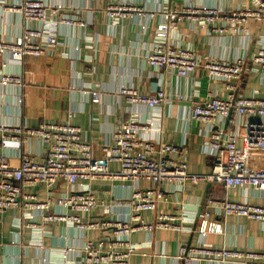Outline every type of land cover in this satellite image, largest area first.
<instances>
[{"label":"crops","instance_id":"0c3cea01","mask_svg":"<svg viewBox=\"0 0 264 264\" xmlns=\"http://www.w3.org/2000/svg\"><path fill=\"white\" fill-rule=\"evenodd\" d=\"M21 1L0 0V40L16 39L25 28L38 27L37 22L27 21L22 15L6 10V6ZM43 1L48 7H61L63 14L84 21L85 25H60L57 44L44 55L25 57L22 64L9 62L8 56L0 59V80L2 74L10 73L20 76L23 81L22 86L0 83V124L31 129L46 123L80 126L92 144L94 158L101 159L103 146L112 143L118 124L132 116H137L142 122L156 116L146 105L129 103L120 93V88L133 87L152 95L164 87L168 99L161 106L163 119L154 123L145 137L157 145L161 142L177 145L179 153L172 155L175 160H184L190 173L208 174L213 166L208 150L212 132L217 128L225 132L237 131L240 134L238 145L250 163L264 167V151L251 147L247 141L250 123L260 119L239 116L234 110L229 121L223 117L213 124L198 122L193 117L197 104L213 95L228 96L224 81L211 79L202 68L182 77L172 71L154 69L146 61L155 44L157 28L168 20L169 12L210 5L227 16L234 10L250 6L249 0H119L138 5L144 13H154L155 17H126L117 25H112L106 15V7L113 0ZM247 27L249 34L209 33L208 27H203L202 23L183 19L177 28L171 27L169 41L175 46L193 50L202 58L219 61L245 58L248 70L239 81L235 94L264 98V73L251 62V55L264 45V19H252ZM94 91L100 94L99 102L93 101ZM253 138L256 139V135ZM21 139L20 144L3 147L0 134V154L8 155L12 165L18 166L26 154L37 160L45 157L48 147L42 139L23 135ZM109 168L117 170L119 164L110 162ZM131 184L94 181L95 197L111 205V214L105 215L103 208L97 207L86 221L94 224L111 217L128 220L130 210L117 206L116 201L117 197L130 192L129 188L120 189L119 186ZM148 185L145 181L138 182L142 188ZM57 187L25 185L21 206L0 214V264H83L82 249L86 241L103 239L108 235V231L99 227L83 232L68 228L65 223L45 222L43 215L55 212L57 208L52 207L50 212L36 211L30 207L27 194H35L37 201H46L50 196L58 198L65 192L78 191L82 186L79 183ZM160 188L165 191V199L157 211L144 212V219L152 222L158 214L182 213L185 217L195 218L197 230L158 229L153 233H134L130 239L141 244V249L132 256L130 264H186L178 258L179 247L185 244L264 251V223L243 216H225L211 209L210 220L221 225L223 233L211 232L202 237L198 231L203 218L199 210L203 209L208 198L228 197L233 201L262 205L264 193L190 181L180 186L164 182ZM40 239L43 244L36 245ZM65 249L71 250L64 253Z\"/></svg>","mask_w":264,"mask_h":264},{"label":"built area","instance_id":"2783aa9c","mask_svg":"<svg viewBox=\"0 0 264 264\" xmlns=\"http://www.w3.org/2000/svg\"><path fill=\"white\" fill-rule=\"evenodd\" d=\"M250 6L234 10L223 15L220 10L210 5L187 7L183 12H169L168 20L162 22L156 31V41L152 52L147 56V63L158 70L172 71L186 77L202 68L211 79L221 80L227 84V97L213 95L205 102L194 107L193 117L198 122L215 123L219 118L229 117L234 110L239 116L255 117L258 121L248 127V144L264 151V98L257 96L243 97L235 93L238 83L248 70L245 58L232 61H219L199 57L193 50L178 47L170 43L171 27L177 28L183 19L192 22L203 20V27L209 33L249 34L247 24L252 19H264V0H249ZM11 13L22 15L27 21L38 23L37 28L27 27L19 37L12 40H0V59L8 56V61L22 64L27 56L44 55L50 47L57 44L60 25H81L84 21L65 15L59 6L48 7L43 0H22L6 6ZM106 15L112 25H117L126 17L146 15L155 17L154 13H144L138 5L113 0L106 7ZM218 24V27L215 26ZM251 62L264 73V45L251 55ZM3 64L6 61L3 60ZM3 73V72H1ZM1 84L23 85L20 76L4 73ZM131 104L146 105L154 115L148 121L139 122L128 119L118 124L114 131L112 143L103 146V157L95 159L92 144L85 138L80 126L70 123H46L39 128H23L9 124H0L3 147L20 144L23 136L42 139L47 144V153L42 160L29 154L22 157L18 166L12 165L9 156L0 154V214L21 206L23 187L45 186L53 188L55 183L73 186L81 183V195L65 192L58 198L49 197L46 201H37L29 195L30 207L36 211L57 210L43 215L45 222L65 223L68 228L85 231L101 228L108 235L99 241L87 240L83 246V264H130L134 254L141 249V244L131 241L134 233H153L158 229L183 232L197 230L195 218L183 216L182 213L158 214L156 219L148 222L144 219L146 211H157L159 204L166 197L161 189L162 183L175 186L190 181L193 184L207 182L221 184L226 189L241 187L264 193V167L252 165L248 156L239 147L240 134L237 131L225 132L215 129L208 143L209 153L213 158L212 170L208 174H196L188 171L184 160H175L172 155L179 153V147L169 143H159L145 137L154 123L163 119L161 106L168 96L164 89L147 95L133 87H124L120 91ZM93 101H100V94L93 92ZM263 126V127H261ZM262 129V131L254 130ZM254 130V131H253ZM263 132V133H262ZM256 135V139L253 138ZM119 164L117 170L109 168V162ZM98 180H129L131 185H121V189H130L127 195L117 197L116 205L130 210L129 219H105L99 223H88L87 217L97 207H102L104 214H111V205L97 200L92 183ZM145 181L150 187H139L138 182ZM116 187V185H115ZM202 209V222L199 234L206 237L208 233H223L221 225L210 220L211 209L225 216H243L264 223V204H250L230 200L228 197L206 200ZM60 210V211H59ZM185 209H183L184 213ZM83 212L84 215H80ZM33 225V224H32ZM35 227V225H33ZM42 229V228H36ZM116 230V231H114ZM42 245V239L36 245ZM71 249H65L68 253ZM178 258L186 264L194 262L220 264H264V251L240 249L236 247H210L202 243L197 246L181 245Z\"/></svg>","mask_w":264,"mask_h":264},{"label":"rangeland","instance_id":"374dc122","mask_svg":"<svg viewBox=\"0 0 264 264\" xmlns=\"http://www.w3.org/2000/svg\"><path fill=\"white\" fill-rule=\"evenodd\" d=\"M198 23H202L203 22V20H201V19H199L198 21H197ZM0 83H1V80H0ZM124 87H126V86H122L121 88H120V91L122 90V88H124ZM161 89V88H160ZM159 89V90H160ZM162 89H164V87H162ZM164 91H165V89H164ZM166 92V91H165ZM122 94V93H121ZM127 99V98H126ZM127 101H128V99H127ZM129 102V101H128ZM137 104H139V103H137ZM131 119H136L137 121H139V122H141L139 119H138V117L136 116H132L131 117ZM115 131V130H114ZM113 137H114V132H113ZM114 139V138H113ZM110 162H116V161H110ZM110 162H109V164H110ZM116 163H118V162H116ZM128 182H130L129 180H127L125 183H128ZM61 184H62V182H58V183H55L54 185H58V187L57 188H59L60 186H61ZM148 187H150V185H148ZM83 191L82 189H80V190H78V191H76V190H73L72 192H74L76 195H81V192ZM29 195H32L34 198H36V195L35 194H27V197L29 196ZM39 202H41V201H39ZM60 211V210H59ZM79 214L80 215H84V213L83 212H79ZM114 231H116V230H114ZM97 241H99V240H94V242H97Z\"/></svg>","mask_w":264,"mask_h":264},{"label":"water","instance_id":"95a60500","mask_svg":"<svg viewBox=\"0 0 264 264\" xmlns=\"http://www.w3.org/2000/svg\"><path fill=\"white\" fill-rule=\"evenodd\" d=\"M230 117H231V114H230L229 117L227 118L228 121H229ZM54 186H56V185H54ZM204 201H205V197H204L203 200H202V204L204 203ZM201 212H202V208L199 210V213H200V214H201Z\"/></svg>","mask_w":264,"mask_h":264}]
</instances>
